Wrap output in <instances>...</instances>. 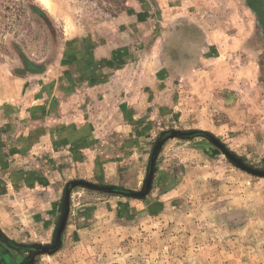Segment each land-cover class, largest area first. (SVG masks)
I'll use <instances>...</instances> for the list:
<instances>
[{
	"label": "rangeland",
	"instance_id": "374dc122",
	"mask_svg": "<svg viewBox=\"0 0 264 264\" xmlns=\"http://www.w3.org/2000/svg\"><path fill=\"white\" fill-rule=\"evenodd\" d=\"M189 1L0 0V69L20 75L62 67L131 2L159 14L0 187V264H264V0Z\"/></svg>",
	"mask_w": 264,
	"mask_h": 264
},
{
	"label": "crops",
	"instance_id": "0c3cea01",
	"mask_svg": "<svg viewBox=\"0 0 264 264\" xmlns=\"http://www.w3.org/2000/svg\"><path fill=\"white\" fill-rule=\"evenodd\" d=\"M153 1L158 5L160 16H163L165 10H178L184 3V0ZM213 1L216 0L189 2L199 7L203 2ZM135 4L129 3L128 10L111 22L117 35L114 34V30H100L86 37L77 50L68 51L63 57L62 67L53 66L41 74L26 75L0 69L2 192L4 187L9 186L8 183L11 181L9 176L12 172L17 174V170L24 169L23 164L29 165V162L30 164L34 162L35 154L47 153L51 143L59 142L70 135L72 128H75L73 125L76 124L77 117L86 113L85 109L89 107V105L85 107V104L98 100L108 85L105 82L118 74L115 67L119 63L114 53L117 50L129 53L134 42H146L149 39L151 36L149 27L144 28L151 25L154 11L151 8L146 10L147 13H143V17H146L140 19L141 17L138 18L137 12L133 10L137 6ZM182 7L180 9H184ZM154 16L157 19L159 14ZM178 20L180 24L176 22L175 25L199 27L203 31L205 27L211 26L208 24L204 26L200 21L182 23L183 19ZM208 31L207 28L206 41L210 40V36H214ZM105 84L107 85L104 86ZM111 88L114 89L113 86ZM80 119L78 118V121ZM17 182L11 181L12 185L18 184ZM19 183L21 184V181Z\"/></svg>",
	"mask_w": 264,
	"mask_h": 264
}]
</instances>
